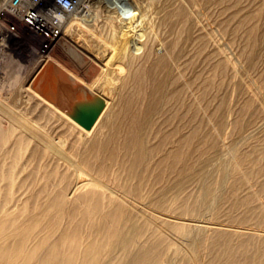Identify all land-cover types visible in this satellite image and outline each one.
<instances>
[{
  "label": "bare ground",
  "instance_id": "obj_1",
  "mask_svg": "<svg viewBox=\"0 0 264 264\" xmlns=\"http://www.w3.org/2000/svg\"><path fill=\"white\" fill-rule=\"evenodd\" d=\"M34 66L0 84V264H264V0H83Z\"/></svg>",
  "mask_w": 264,
  "mask_h": 264
},
{
  "label": "built area",
  "instance_id": "obj_2",
  "mask_svg": "<svg viewBox=\"0 0 264 264\" xmlns=\"http://www.w3.org/2000/svg\"><path fill=\"white\" fill-rule=\"evenodd\" d=\"M83 0H7L0 9V45L11 44L19 33L39 44L46 58L63 38L64 28L82 6ZM23 36V35H22Z\"/></svg>",
  "mask_w": 264,
  "mask_h": 264
},
{
  "label": "rangeland",
  "instance_id": "obj_3",
  "mask_svg": "<svg viewBox=\"0 0 264 264\" xmlns=\"http://www.w3.org/2000/svg\"><path fill=\"white\" fill-rule=\"evenodd\" d=\"M82 25L83 24H78V26L76 27L80 32H84V28L82 27ZM22 35L23 40L21 42L17 43L16 40H13L11 41V44L6 43L5 47L2 48L5 54L8 55L7 58H9L10 61L13 60V63L9 61L8 65L6 62H4V60H2L1 63L0 58V84H6L8 86L9 84L13 83L14 80H16L15 77L18 78L19 76H21L22 78H25V73H27V75L32 74L35 71L34 65H37L38 61L41 60V57L39 56V44L37 43V41L32 39L28 34ZM2 64L5 67H3ZM23 74L25 77L23 76ZM8 89L9 87H7L5 90Z\"/></svg>",
  "mask_w": 264,
  "mask_h": 264
},
{
  "label": "water",
  "instance_id": "obj_4",
  "mask_svg": "<svg viewBox=\"0 0 264 264\" xmlns=\"http://www.w3.org/2000/svg\"><path fill=\"white\" fill-rule=\"evenodd\" d=\"M99 109L96 107L95 109H86L82 110L81 112L77 113V118L79 122L86 128H90L96 118L99 115Z\"/></svg>",
  "mask_w": 264,
  "mask_h": 264
}]
</instances>
